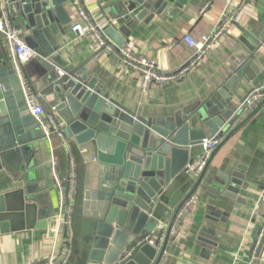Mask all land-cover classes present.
Returning a JSON list of instances; mask_svg holds the SVG:
<instances>
[{"label": "crops", "instance_id": "1", "mask_svg": "<svg viewBox=\"0 0 264 264\" xmlns=\"http://www.w3.org/2000/svg\"><path fill=\"white\" fill-rule=\"evenodd\" d=\"M106 3L88 0L86 10L93 22L104 23ZM62 5L67 19L54 36L57 51L65 60L87 61L85 69L99 88L138 116L167 118L198 105L210 108L221 98L218 90L223 85L225 94L231 92V102L238 105L237 115L231 113V124H224L222 132L214 134L220 144L205 169L194 177L181 173L182 168L159 196L154 217L167 224L168 230L173 219L175 232L168 235L158 264H247L252 255V264H264V99L246 111L241 109L249 91L264 87V0H186L133 22L123 46L155 60L161 70L172 71L193 54L182 39L185 33L195 39L212 35L227 11L233 12L221 36L183 79L152 85L144 93L135 72L97 49L92 37L74 35L70 30L74 9L69 0ZM251 35L260 39L254 53L242 42ZM0 59L13 63L1 32ZM32 59L22 66L23 73L31 86L41 91V84L33 78ZM50 101L49 95L43 98L45 108L50 107ZM200 150L199 142L188 147L189 161ZM18 154L19 162H14L29 187L28 203L35 204L34 220L46 225L27 226L26 218L31 213L26 208L21 216L10 211L13 216L0 220V264L46 262L52 252L59 255L65 245L70 249L67 261L55 258L53 264H85L95 227L91 205H84L87 165L92 159L86 160L72 140L55 136L33 140L32 147ZM71 156L75 164L73 179ZM51 158L56 160V171L65 189L75 190L71 197V241L64 245L56 231L59 194L51 173ZM11 167L9 163L8 173L14 176ZM225 178H234L235 184ZM51 217L57 219L52 233L47 226Z\"/></svg>", "mask_w": 264, "mask_h": 264}, {"label": "water", "instance_id": "2", "mask_svg": "<svg viewBox=\"0 0 264 264\" xmlns=\"http://www.w3.org/2000/svg\"><path fill=\"white\" fill-rule=\"evenodd\" d=\"M185 1L106 0L103 33L123 46L133 22ZM63 2L8 0L5 7L13 26L35 53L33 78L41 84L43 98L51 97L64 139L72 140L86 160L92 159L87 165L84 205H91L95 227L85 264H158L168 235L160 249L143 243L130 258L122 260V255L139 236L153 230L159 196L188 163V147L221 133L224 124L233 121L231 113L237 115L238 105L231 102L232 93L225 94L223 85L218 90L221 98L210 108L198 105L167 118L138 116L99 88L85 69L87 61L65 60L57 51L54 36L67 19ZM242 42L254 53L260 39L251 35ZM41 135L26 107L13 64L0 59V220L13 216L10 211L21 216L26 208L31 213L27 226L46 225L34 220L35 204L28 203L29 187L14 162ZM9 163L17 179L8 173ZM225 179L235 184L234 178ZM56 222V217L47 220L50 233Z\"/></svg>", "mask_w": 264, "mask_h": 264}, {"label": "built area", "instance_id": "3", "mask_svg": "<svg viewBox=\"0 0 264 264\" xmlns=\"http://www.w3.org/2000/svg\"><path fill=\"white\" fill-rule=\"evenodd\" d=\"M69 1L75 14V20L70 25V30L74 33V35L76 37H92L94 45L97 49L135 72L139 77V85L143 93L148 91L152 85H163L183 79L212 48L215 41L221 36L223 30L233 15V12L229 9L225 14L224 19L220 21L212 35H202L200 38L195 39L190 33H185L182 39L194 50L193 54L185 63L176 69L172 71H163L157 66L155 60L140 54L138 51H135L130 47L117 46L111 42L103 33L104 23H95L91 20L86 10L88 0ZM7 2L8 0H0V32L2 33L3 40L11 53L13 61L12 64L17 74L18 83L26 107L30 115L37 123L44 138L55 136L64 141L63 124L58 117H56L54 107L50 106L48 109L44 107L42 103L43 95L41 91L35 90L23 73L22 66L31 60L35 56V53L25 43L20 30L13 26L10 10L5 7ZM262 99H264V87L252 89L242 100V111H246ZM199 143L201 149L199 155L191 159L183 167L181 173L194 177L198 176L208 165L214 150L220 144V139L217 136L203 137L200 139ZM70 158V166L72 168L70 176L71 179H73L75 164L73 157L71 156ZM51 173L59 194V211L56 231L59 234L63 245L69 244L71 241V197L74 195L75 190L73 188L66 191L62 184V180L57 174L56 160L54 158H51ZM190 201H192V198L186 204H189ZM184 206L179 210L177 218L180 217L185 207L188 205ZM174 232L175 224L172 223L168 230L167 224L156 219L153 230L150 233H145L139 236L136 242L125 250L122 255V260L130 258L135 249L143 243L158 246L162 243L167 233V235H170ZM260 235L262 236L263 232H261ZM52 248L53 250L55 249V244L52 245ZM69 254V246L65 245L62 246L59 255L52 252L50 258L46 262H38L35 264H53L55 258L65 263ZM252 260L253 255L247 264H252Z\"/></svg>", "mask_w": 264, "mask_h": 264}]
</instances>
